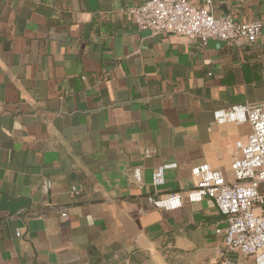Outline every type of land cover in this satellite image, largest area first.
Segmentation results:
<instances>
[{
  "label": "crops",
  "instance_id": "0c3cea01",
  "mask_svg": "<svg viewBox=\"0 0 264 264\" xmlns=\"http://www.w3.org/2000/svg\"><path fill=\"white\" fill-rule=\"evenodd\" d=\"M145 1L0 0V264L217 263L213 199L154 207L150 178L167 162L161 193L202 163L231 177L250 125L213 111L264 101V0H210L263 25L220 47L138 30L126 10Z\"/></svg>",
  "mask_w": 264,
  "mask_h": 264
},
{
  "label": "built area",
  "instance_id": "2783aa9c",
  "mask_svg": "<svg viewBox=\"0 0 264 264\" xmlns=\"http://www.w3.org/2000/svg\"><path fill=\"white\" fill-rule=\"evenodd\" d=\"M210 3L206 0L205 5L198 6L188 0H146L132 5L126 12L138 30L183 36L199 40L203 45L209 39L251 44L261 35L260 19L238 22L228 15L214 16ZM213 116L217 123L250 125L246 141L236 142L240 155L230 165L231 177L202 163L190 169L193 180L190 188L161 193L157 187L164 184L166 171L177 167L175 162L163 163L152 171L150 181L155 191L148 201L154 207L176 209L185 200L213 199L226 222L216 264H243L246 257H253L254 264H264V101L222 107L214 110ZM133 176L140 181L139 169H133ZM48 188V181H42V191L47 193ZM79 191L78 186L70 187L72 197ZM44 205L50 203L44 201ZM61 216H66L65 211ZM16 235H20L19 230ZM231 253H237L239 261H234Z\"/></svg>",
  "mask_w": 264,
  "mask_h": 264
},
{
  "label": "water",
  "instance_id": "95a60500",
  "mask_svg": "<svg viewBox=\"0 0 264 264\" xmlns=\"http://www.w3.org/2000/svg\"><path fill=\"white\" fill-rule=\"evenodd\" d=\"M208 45H213L214 47H220L228 43L227 41L224 40H219V39H209L207 41Z\"/></svg>",
  "mask_w": 264,
  "mask_h": 264
}]
</instances>
